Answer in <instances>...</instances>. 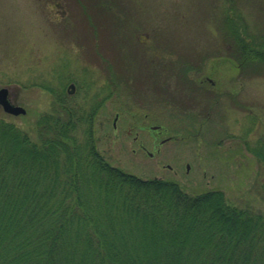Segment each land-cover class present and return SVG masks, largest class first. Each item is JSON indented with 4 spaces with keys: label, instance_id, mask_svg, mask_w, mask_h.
<instances>
[{
    "label": "rangeland",
    "instance_id": "obj_1",
    "mask_svg": "<svg viewBox=\"0 0 264 264\" xmlns=\"http://www.w3.org/2000/svg\"><path fill=\"white\" fill-rule=\"evenodd\" d=\"M69 79L89 117L105 80L90 130L111 164L264 211V0H0V88L26 110L0 118L42 136Z\"/></svg>",
    "mask_w": 264,
    "mask_h": 264
},
{
    "label": "trees",
    "instance_id": "obj_2",
    "mask_svg": "<svg viewBox=\"0 0 264 264\" xmlns=\"http://www.w3.org/2000/svg\"><path fill=\"white\" fill-rule=\"evenodd\" d=\"M61 99L36 139L0 118V264H264V211L126 173Z\"/></svg>",
    "mask_w": 264,
    "mask_h": 264
},
{
    "label": "flooded vegetation",
    "instance_id": "obj_3",
    "mask_svg": "<svg viewBox=\"0 0 264 264\" xmlns=\"http://www.w3.org/2000/svg\"><path fill=\"white\" fill-rule=\"evenodd\" d=\"M100 55H101L100 58L105 59L104 56H102L103 54H100ZM151 61H153V59ZM103 62H105V61L103 60ZM103 65H105V64H103ZM103 72L106 74V71H103ZM105 74H103L104 75V78H106L105 77ZM68 81L69 82L67 83V85L64 82L61 83V87L60 88H63L64 87L63 88L64 90H61L59 92V96L57 98V100L59 102H60V95H61V97H63L65 95V99H68L69 100V103H70L71 102L70 101L71 98L72 97L75 98L76 97V94L78 93V84L75 81H73V80L70 81V79ZM211 81L212 80L210 78V82ZM84 83H86V85L88 86V89H90L91 80L89 79L88 81H84ZM103 83L106 84L105 83V80H102V84ZM64 84H65V86H64ZM81 84L83 85V83H81ZM102 84L100 83V89L98 91H96V90H93V91L90 90L88 92L89 95H91V98L90 97L89 98L88 97L87 98L85 97L86 99H88L89 104H90V107L89 108H90V111L92 113V115H90V119L92 120V122H91L92 124H95V121L97 120V117L100 118L99 123H102V122L106 121V120L103 119L102 111L97 112V110L98 109H102L103 105L106 103L107 95H108L107 94L106 87L103 86ZM85 89H87V88L85 87ZM88 89H87V91H88ZM92 100H93V104H91V102H90ZM73 105H75V104H73ZM95 117H96V119H95ZM114 121H113V125H115V122ZM96 139H97V137H96Z\"/></svg>",
    "mask_w": 264,
    "mask_h": 264
},
{
    "label": "water",
    "instance_id": "obj_4",
    "mask_svg": "<svg viewBox=\"0 0 264 264\" xmlns=\"http://www.w3.org/2000/svg\"><path fill=\"white\" fill-rule=\"evenodd\" d=\"M0 105L2 109L9 114H23L26 112L25 108L19 104L11 102L8 98V88H0Z\"/></svg>",
    "mask_w": 264,
    "mask_h": 264
},
{
    "label": "bare ground",
    "instance_id": "obj_5",
    "mask_svg": "<svg viewBox=\"0 0 264 264\" xmlns=\"http://www.w3.org/2000/svg\"><path fill=\"white\" fill-rule=\"evenodd\" d=\"M3 110V109H2ZM3 112H5L4 110H3ZM5 113H7V112H5ZM117 115L115 114V116H114V120H116L117 119ZM92 122V120H90V123H89V126H91V128L92 127H94V124H92L91 123ZM80 126L81 127H83V128H85L86 126H87V124H86V122H82L81 124H80ZM93 138H94V136H93ZM96 138V137H95ZM95 138H94V141H95ZM101 154V153H100ZM114 166H116V165H114ZM228 198V197H227ZM231 200V199H230Z\"/></svg>",
    "mask_w": 264,
    "mask_h": 264
}]
</instances>
